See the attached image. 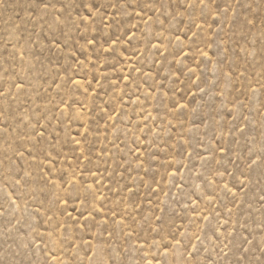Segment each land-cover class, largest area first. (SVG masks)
I'll list each match as a JSON object with an SVG mask.
<instances>
[{"label": "rangeland", "instance_id": "obj_1", "mask_svg": "<svg viewBox=\"0 0 264 264\" xmlns=\"http://www.w3.org/2000/svg\"><path fill=\"white\" fill-rule=\"evenodd\" d=\"M0 264H264V0H0Z\"/></svg>", "mask_w": 264, "mask_h": 264}]
</instances>
